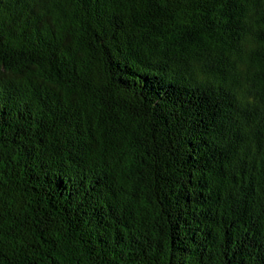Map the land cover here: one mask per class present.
<instances>
[{
	"label": "trees",
	"instance_id": "obj_1",
	"mask_svg": "<svg viewBox=\"0 0 264 264\" xmlns=\"http://www.w3.org/2000/svg\"><path fill=\"white\" fill-rule=\"evenodd\" d=\"M0 264H264V0H0Z\"/></svg>",
	"mask_w": 264,
	"mask_h": 264
}]
</instances>
